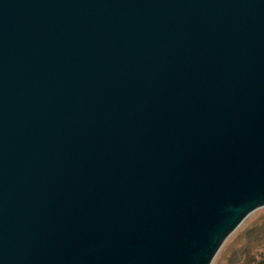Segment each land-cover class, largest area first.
I'll return each instance as SVG.
<instances>
[{
	"label": "water",
	"instance_id": "1",
	"mask_svg": "<svg viewBox=\"0 0 264 264\" xmlns=\"http://www.w3.org/2000/svg\"><path fill=\"white\" fill-rule=\"evenodd\" d=\"M264 207V0H0V264H212Z\"/></svg>",
	"mask_w": 264,
	"mask_h": 264
},
{
	"label": "rangeland",
	"instance_id": "2",
	"mask_svg": "<svg viewBox=\"0 0 264 264\" xmlns=\"http://www.w3.org/2000/svg\"><path fill=\"white\" fill-rule=\"evenodd\" d=\"M212 264H264V207L228 237Z\"/></svg>",
	"mask_w": 264,
	"mask_h": 264
}]
</instances>
